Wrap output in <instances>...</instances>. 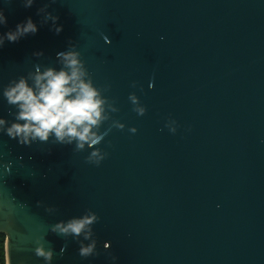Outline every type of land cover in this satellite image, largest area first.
<instances>
[{"label": "water", "instance_id": "obj_1", "mask_svg": "<svg viewBox=\"0 0 264 264\" xmlns=\"http://www.w3.org/2000/svg\"><path fill=\"white\" fill-rule=\"evenodd\" d=\"M45 4L63 25L59 35L40 24ZM0 7L7 17L0 33L26 17L39 28L0 48V88L36 63L56 66V54L72 42L94 85H110L112 118L125 125L99 145L108 153L99 166L71 145L21 146L0 135L14 162L0 182V205L14 216L0 218L5 264L9 254L10 264H44L32 251L41 234L55 252L52 264H110V255L118 264H264V0H35L30 8L13 0ZM37 51L44 55L34 57ZM131 93L145 115L133 111ZM7 112L0 98V116L10 118ZM169 118L175 134L164 127ZM44 206L58 211L49 215ZM87 209L99 217L100 255L82 259L75 241L48 226Z\"/></svg>", "mask_w": 264, "mask_h": 264}, {"label": "clouds", "instance_id": "obj_2", "mask_svg": "<svg viewBox=\"0 0 264 264\" xmlns=\"http://www.w3.org/2000/svg\"><path fill=\"white\" fill-rule=\"evenodd\" d=\"M12 2L13 0H0V5ZM20 2L24 8H30L35 0H20ZM50 3H56V0H50ZM48 6L45 4L37 10V15H42L40 24L42 26L50 23L49 30L59 35L63 31V25L58 23V16L47 11ZM6 25L7 17L3 7H0V27ZM38 30L37 23L31 17H26L13 29L0 33V48L4 47L6 41L16 43L29 35H35ZM103 40L105 44L111 43L107 36H103ZM32 55L39 58L44 53L37 51ZM55 65L36 63L32 70L9 80L0 88V98L8 106L7 116L10 117L0 116V135L15 140L21 146L46 144L49 141L54 144L71 145L77 153L87 151L86 162L99 166L108 156L99 145L112 128L123 130L125 127L123 123L112 118L111 114L116 113L118 108L114 106V101L104 95L109 91L110 85H105L103 88L94 85L81 59V53L72 42L68 43L66 50L56 54ZM131 87H136L135 81L131 83ZM148 87L152 89L153 84L150 82ZM128 99L137 115H145L146 108L140 104L134 93L129 94ZM109 121H111L110 126L101 132V126ZM164 127L171 134H175L177 122L169 118ZM128 131L135 134L137 129L132 127ZM10 154L9 152L8 155ZM21 159L15 163L23 167L20 163ZM29 159L31 160V157ZM13 166L14 162L6 160L3 148H0V182L9 174ZM11 202L21 211L26 208V205L16 202L12 195ZM38 206L43 205L38 202ZM44 211L49 215H55L58 209L54 206H44ZM0 218L14 219L7 204L0 205ZM98 221L97 214L87 209L82 215L60 220L48 226V230L64 238L65 241L71 238L79 245L78 255L82 259H88L100 255L97 250L99 242L93 229ZM33 243L34 255L42 259L44 264H52L55 252L52 248L46 247L44 235L36 237ZM110 246V242H103V251L107 252ZM66 247L67 244L61 248V255ZM109 260L110 264H118V257L115 255H110ZM0 264H3L2 258Z\"/></svg>", "mask_w": 264, "mask_h": 264}, {"label": "trees", "instance_id": "obj_3", "mask_svg": "<svg viewBox=\"0 0 264 264\" xmlns=\"http://www.w3.org/2000/svg\"><path fill=\"white\" fill-rule=\"evenodd\" d=\"M5 238L0 236V258H2L3 264H5V251H4Z\"/></svg>", "mask_w": 264, "mask_h": 264}]
</instances>
